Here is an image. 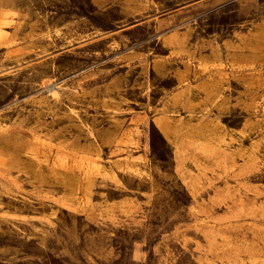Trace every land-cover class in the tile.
<instances>
[{"label":"rangeland","instance_id":"374dc122","mask_svg":"<svg viewBox=\"0 0 264 264\" xmlns=\"http://www.w3.org/2000/svg\"><path fill=\"white\" fill-rule=\"evenodd\" d=\"M0 264H264V0H0Z\"/></svg>","mask_w":264,"mask_h":264}]
</instances>
